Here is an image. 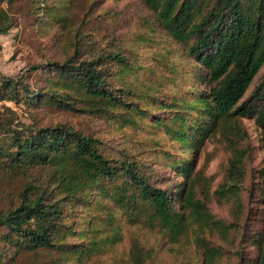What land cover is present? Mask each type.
Returning a JSON list of instances; mask_svg holds the SVG:
<instances>
[{
	"label": "trees",
	"instance_id": "trees-1",
	"mask_svg": "<svg viewBox=\"0 0 264 264\" xmlns=\"http://www.w3.org/2000/svg\"><path fill=\"white\" fill-rule=\"evenodd\" d=\"M82 1L0 0V37L24 15L46 34L58 29L52 44L66 55L18 76L0 71V101L24 107L0 106V264H162L167 254L221 264L231 250L216 234L235 242L244 227L241 118L264 129V79L243 100L264 69V0H144L153 21L131 43L99 39L108 12ZM47 108L89 127L44 123ZM216 133L230 157L212 192L197 155ZM211 198L232 204L231 221ZM248 237L253 264H264V231Z\"/></svg>",
	"mask_w": 264,
	"mask_h": 264
},
{
	"label": "rangeland",
	"instance_id": "rangeland-1",
	"mask_svg": "<svg viewBox=\"0 0 264 264\" xmlns=\"http://www.w3.org/2000/svg\"><path fill=\"white\" fill-rule=\"evenodd\" d=\"M91 3L92 0L82 1L85 7L88 6V10ZM94 7H100L99 12L101 13L103 11L108 12L106 18L103 15L101 16L103 18L102 22L100 23L99 20L95 27L99 39H105L107 34L113 33V35L117 34L120 40L131 43L137 36L149 32V27L153 21L152 12L144 0H97ZM31 20L33 21L31 17L20 16V26L13 29L10 34L0 37L2 45L0 71L2 73L18 76L28 72L32 64H38L46 60L59 62L65 60L64 50L54 47L52 44L51 38L55 35L58 36L59 30H51L49 34H46L47 32H42L37 25H33ZM162 36L166 39V42H171L163 34ZM29 76L30 81L35 83L37 79H40V72L34 71ZM263 79L264 69L256 76L243 100L248 101V103L255 100L262 87ZM8 102H11L8 106L20 112L24 108L16 106L12 101ZM43 115L44 123L71 122L81 127H89L88 120L74 117L72 113L60 112L56 108L45 109ZM178 116V124H182L181 119L186 118L181 112ZM23 120L29 122L30 118L24 114ZM241 124L246 133L243 145L249 149V156L246 160L247 175L242 191L245 214L243 218L244 227L241 231L242 233L246 231L248 235L244 238L240 232L237 237L234 236L235 242L233 240L226 242L220 235L216 234L213 242L227 250H231L227 251L230 256H225L221 264H253L257 250L251 246L248 236L256 231H264V129L257 123L255 117H243L241 118ZM91 127L92 129L95 128L92 124ZM96 128L99 131L104 130L106 128L105 122L97 123ZM105 136H107L108 142L110 138H113L112 133L106 132ZM197 156V170L204 166V188L206 184H210L213 192L216 186L224 181L225 167L230 157V152L226 149V143L221 133L211 136ZM206 164L208 165L206 166ZM165 174L168 176L166 178L172 176L170 171L165 172ZM210 206L217 216L228 221L232 220V204L230 202H217L216 199L211 198ZM237 248L243 252L242 258L234 255ZM32 262L37 263L32 258L23 257L15 264H33ZM162 264L181 263L174 255L167 254Z\"/></svg>",
	"mask_w": 264,
	"mask_h": 264
},
{
	"label": "built area",
	"instance_id": "built-area-1",
	"mask_svg": "<svg viewBox=\"0 0 264 264\" xmlns=\"http://www.w3.org/2000/svg\"><path fill=\"white\" fill-rule=\"evenodd\" d=\"M10 103H11V102H8V101H6V100H2V101H0V106H1V105H10Z\"/></svg>",
	"mask_w": 264,
	"mask_h": 264
}]
</instances>
